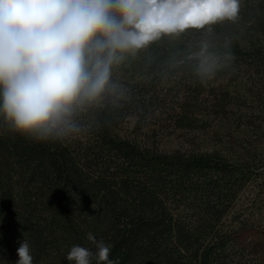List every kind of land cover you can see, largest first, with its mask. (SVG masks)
Wrapping results in <instances>:
<instances>
[{"label": "trees", "instance_id": "obj_1", "mask_svg": "<svg viewBox=\"0 0 264 264\" xmlns=\"http://www.w3.org/2000/svg\"><path fill=\"white\" fill-rule=\"evenodd\" d=\"M123 55L111 77L123 95L81 113L88 134L34 142L0 128V264H16L23 240L33 264H70L72 246L96 251L89 232L119 264H264L235 238L254 226L245 192L264 201V0ZM130 119L198 131L207 148L119 134Z\"/></svg>", "mask_w": 264, "mask_h": 264}, {"label": "clouds", "instance_id": "obj_2", "mask_svg": "<svg viewBox=\"0 0 264 264\" xmlns=\"http://www.w3.org/2000/svg\"><path fill=\"white\" fill-rule=\"evenodd\" d=\"M238 0H0V128L34 142L88 134L81 113L106 94L123 95L112 68L162 36L232 20ZM211 78L214 65L202 62ZM96 251L74 245V264H119L92 233ZM16 264H33L23 240Z\"/></svg>", "mask_w": 264, "mask_h": 264}, {"label": "rangeland", "instance_id": "obj_3", "mask_svg": "<svg viewBox=\"0 0 264 264\" xmlns=\"http://www.w3.org/2000/svg\"><path fill=\"white\" fill-rule=\"evenodd\" d=\"M243 0H238L242 3ZM119 134L129 136L141 141L142 143H152L159 147L160 150L172 151L175 149H206L204 144V134L198 131L186 129H157L150 132L147 128L135 129L134 121L129 120L120 126L117 130ZM264 139V135L262 136ZM247 204L245 205L244 218L250 221L254 226L235 227V238L239 244L246 247L250 253L257 258L264 259V201L258 191L251 188V191L245 192Z\"/></svg>", "mask_w": 264, "mask_h": 264}]
</instances>
